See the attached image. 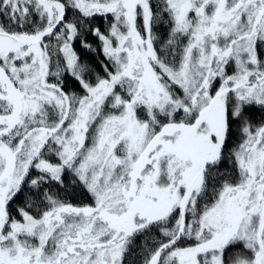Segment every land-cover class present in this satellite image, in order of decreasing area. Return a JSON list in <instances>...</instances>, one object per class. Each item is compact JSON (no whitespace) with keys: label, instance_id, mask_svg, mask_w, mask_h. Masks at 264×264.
Segmentation results:
<instances>
[{"label":"snow or ice","instance_id":"obj_1","mask_svg":"<svg viewBox=\"0 0 264 264\" xmlns=\"http://www.w3.org/2000/svg\"><path fill=\"white\" fill-rule=\"evenodd\" d=\"M0 264H264V0H0Z\"/></svg>","mask_w":264,"mask_h":264},{"label":"trees","instance_id":"obj_2","mask_svg":"<svg viewBox=\"0 0 264 264\" xmlns=\"http://www.w3.org/2000/svg\"><path fill=\"white\" fill-rule=\"evenodd\" d=\"M98 23H99V21H98ZM82 55H83V53H82Z\"/></svg>","mask_w":264,"mask_h":264}]
</instances>
